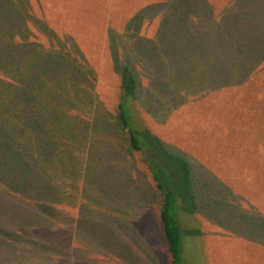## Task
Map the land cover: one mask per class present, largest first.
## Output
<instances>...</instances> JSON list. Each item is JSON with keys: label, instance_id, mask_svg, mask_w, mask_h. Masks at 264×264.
Returning a JSON list of instances; mask_svg holds the SVG:
<instances>
[{"label": "rangeland", "instance_id": "rangeland-1", "mask_svg": "<svg viewBox=\"0 0 264 264\" xmlns=\"http://www.w3.org/2000/svg\"><path fill=\"white\" fill-rule=\"evenodd\" d=\"M12 11L28 12L30 32L19 34L24 40H32L35 21L45 17L59 34L73 37L84 54H68V49L66 58L77 67L83 60L81 70L96 72V84L87 76L79 87L65 84L77 93L69 103L79 100L71 108L81 110L80 101L93 85L92 121L102 107L115 109L120 76L127 80V70L137 92L130 102L134 122L190 166L178 169L173 158L167 160L174 191L222 190L221 196L206 193L199 200L193 193L202 210L178 209L183 263L264 264V64L248 80L236 73L240 63V70L253 71L251 63L264 60V0H0V80L3 28L17 24ZM96 122L97 128L107 125L104 118ZM100 135L84 153L71 148L67 153L73 157L53 161L47 177L42 168L4 169L0 121V264H37L39 251L57 252L64 244L68 260L59 253L45 264H169L156 199L137 201L140 178H132L133 191L119 183L129 197L118 206L124 213L114 204L100 207L98 216L97 205H91L100 175L109 172L118 182L122 171L115 167L120 151ZM139 160L137 155L132 170L143 168ZM100 194L101 203L111 206L112 200ZM178 196L179 204L189 205ZM73 203L93 206L94 216L84 217L96 224L92 233L87 221L81 222L83 213L75 216ZM213 204L224 218L210 219ZM229 211L238 221L226 217Z\"/></svg>", "mask_w": 264, "mask_h": 264}, {"label": "trees", "instance_id": "trees-1", "mask_svg": "<svg viewBox=\"0 0 264 264\" xmlns=\"http://www.w3.org/2000/svg\"><path fill=\"white\" fill-rule=\"evenodd\" d=\"M12 13L13 16L17 14V24L11 25L10 28H3V80H0V121H3L4 169L27 170L30 173L42 168V170H47L46 176L50 177L52 173L49 170L52 168L53 161L59 160L61 157L66 159L73 157L72 154L67 153L71 151V148L84 153L95 140V135L103 133L100 137H107L111 142L106 141H109L110 144L114 143L120 151L121 159L115 167L119 166L122 171H119L118 182L114 181V177H111L109 172L100 175L96 184L97 190L93 191L94 194L91 193L93 198H96L94 202H91V205H97L96 214L100 215V207L111 208L114 204H118L115 206L118 207L119 204L129 202L127 192L119 187V183L125 184L128 189L130 188V191H133L135 186L132 183L133 180L140 178L136 190L141 191L142 199H137V201H140V204H145L156 199L159 206L162 236L170 256L169 264H184L183 229L179 223L177 211L179 209L194 213L199 208H196V204L193 202L194 190L184 188L181 191L180 189L174 191L171 187L167 170H171L172 165L167 163V160L173 158L172 160L176 163L175 167H179L178 169L189 170L190 166L184 160H177L167 153L161 140L134 122L130 102L136 99L137 92L134 82L128 76L130 73L125 70L127 80L124 81L120 76L121 92L116 108L109 110L102 107L103 113L99 112L96 119L104 118L107 125L97 128L95 124L98 122L96 119L92 121L93 117L91 116L96 107L93 85L80 101L83 105L81 110L71 108L79 100L69 103V100L77 96V93L68 89L66 83L79 87L76 84L83 81L85 76L88 81L92 80L95 84L97 83L94 69L89 67L86 68V71L81 70L84 66L83 60L79 64L80 67H77L72 60L66 58L68 49V54L83 53L75 39L67 34H59L44 17V19L35 21L37 27L34 31L31 30L32 40H24L19 34L24 31L30 32L29 27L25 25L27 22L25 17L29 16L28 12L12 11ZM38 36L46 40L41 41L33 38ZM108 42H113L110 37H108ZM82 55L84 56V54ZM263 64L264 60L259 59L251 63L254 67L256 66L253 71V67L249 69L248 66V69L243 71L239 68L244 66V63H240L236 66V73L240 74L237 79L248 80L258 69L263 67ZM65 88H67L66 92L63 91ZM109 127L112 129L108 130ZM63 145L64 150L62 149ZM164 151L165 155L170 156H168L170 159L164 158L165 155L160 154ZM137 155L140 158L139 164L143 168L132 170L135 167ZM49 160L52 161L48 162ZM123 167H127V169L123 170ZM132 171L135 173L134 176L131 174ZM121 175L126 176L125 182H120ZM102 183L108 187L102 189ZM75 191L76 194H79L77 190ZM102 192L106 198L112 200L111 203H108L111 206L106 207L98 199ZM202 192L203 195L209 193L216 197L223 193L221 189L203 190ZM225 192L228 194V190ZM198 193L200 194V191ZM178 194H181L189 202V205L179 204ZM222 197H225L224 194ZM93 206H90L89 203L80 207L76 203L71 204V207H75V216L83 213L81 222L84 223L87 221L84 217L91 219L94 216L93 210H89ZM117 210L124 213L123 206L118 207ZM134 214L138 215V212ZM73 219L74 216L71 215L68 224ZM85 226L92 233L96 224L87 221ZM67 229L69 230L68 227ZM59 248L57 252L52 253L43 251L40 254L39 251L37 264H45L47 257L59 253L63 255L64 261H67L69 253L66 244ZM16 260L21 261L19 257Z\"/></svg>", "mask_w": 264, "mask_h": 264}, {"label": "crops", "instance_id": "crops-1", "mask_svg": "<svg viewBox=\"0 0 264 264\" xmlns=\"http://www.w3.org/2000/svg\"><path fill=\"white\" fill-rule=\"evenodd\" d=\"M158 2H163V0H158ZM142 7H144V6H142ZM203 190L204 189H201V188H199L197 191L195 190L196 193H198L200 191V194L198 193V200L205 198V196L203 195V192H202ZM215 190H218V189H215ZM208 196H211L213 198L216 197V195H210V194ZM227 198H229V197H227ZM220 202L222 203V201H220ZM224 204L226 205V203H224ZM199 209L202 210V208L200 206H199ZM209 209H212V211L208 212V215H209V217H210L211 220L217 221L218 219L224 218V214L225 213L221 214V212L218 210V208L214 204L211 207H209ZM206 213L207 212L204 210V215H207ZM226 217L231 222L238 221L237 217L234 216L230 211L228 213H226ZM232 226H233V223H232Z\"/></svg>", "mask_w": 264, "mask_h": 264}]
</instances>
